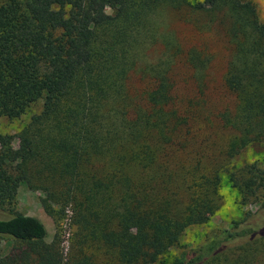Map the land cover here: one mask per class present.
Here are the masks:
<instances>
[{"label": "trees", "instance_id": "1", "mask_svg": "<svg viewBox=\"0 0 264 264\" xmlns=\"http://www.w3.org/2000/svg\"><path fill=\"white\" fill-rule=\"evenodd\" d=\"M166 2L229 12L225 83L238 108L221 115L236 133L219 154L187 148L170 60L139 71L149 85L140 97L127 90L133 32L156 35L152 15ZM39 99L16 146L0 134V264H153L219 207L223 171L259 204L169 264H264V166L229 161L264 143V21L251 1L0 0V116ZM21 182L55 200L45 210L57 225L70 211L65 251L59 232L46 241L44 223L17 210Z\"/></svg>", "mask_w": 264, "mask_h": 264}, {"label": "rangeland", "instance_id": "2", "mask_svg": "<svg viewBox=\"0 0 264 264\" xmlns=\"http://www.w3.org/2000/svg\"><path fill=\"white\" fill-rule=\"evenodd\" d=\"M241 1H251L256 6L258 18L264 21V0ZM194 2L195 0H188L190 5ZM106 11L113 13L109 8ZM152 19L156 35H145L140 28H136L138 33L133 32L138 41L132 47L134 52H131L129 60L133 61L136 72L129 73L127 90L131 96L140 97L149 85L147 79L138 74L139 71L147 63L156 62L160 66L170 60L169 75L173 82L176 107L187 116V148L198 147L204 154H219L236 133L223 124L221 115L227 112L233 118L238 108L235 93L225 83L227 65L233 52L228 34L229 12L224 7L201 11L194 10L189 5L177 8L166 2L154 12ZM195 53L198 55L194 56ZM41 110L42 100L39 99L18 117L0 116V134L14 135L13 144L16 146V134ZM185 156H189V153ZM229 161L230 165L237 167L251 163L264 166V143H248ZM218 194L221 198L219 207L208 213L204 222L188 226L178 242L153 264H169L182 251L198 247L260 202L257 200L245 203L242 194L232 187L224 171L221 173ZM46 204L52 208L58 206L41 189H31L25 182L20 183L16 194L17 210L34 215L44 223L47 230L46 241L50 242L54 234L59 232L61 247L65 251L69 245V237L75 231L70 211H65L57 225L54 218L46 212ZM8 248V243H1L2 253L7 252Z\"/></svg>", "mask_w": 264, "mask_h": 264}]
</instances>
